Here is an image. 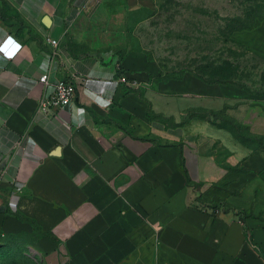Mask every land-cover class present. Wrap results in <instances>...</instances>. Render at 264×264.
Wrapping results in <instances>:
<instances>
[{
    "label": "crops",
    "instance_id": "0c3cea01",
    "mask_svg": "<svg viewBox=\"0 0 264 264\" xmlns=\"http://www.w3.org/2000/svg\"><path fill=\"white\" fill-rule=\"evenodd\" d=\"M154 1L0 0V264H264V152L203 117L264 139V98L124 49Z\"/></svg>",
    "mask_w": 264,
    "mask_h": 264
},
{
    "label": "rangeland",
    "instance_id": "374dc122",
    "mask_svg": "<svg viewBox=\"0 0 264 264\" xmlns=\"http://www.w3.org/2000/svg\"><path fill=\"white\" fill-rule=\"evenodd\" d=\"M263 17L264 0H155L130 16L124 49L145 50L159 62L162 77L190 72L264 98ZM208 117L227 121L221 114Z\"/></svg>",
    "mask_w": 264,
    "mask_h": 264
},
{
    "label": "built area",
    "instance_id": "2783aa9c",
    "mask_svg": "<svg viewBox=\"0 0 264 264\" xmlns=\"http://www.w3.org/2000/svg\"><path fill=\"white\" fill-rule=\"evenodd\" d=\"M46 41L52 47V57H55L57 53L58 43L55 39L46 37ZM118 81L120 83H126L127 79L122 73H120V67H117ZM42 84L47 92L44 93L39 103V113L42 115H48L52 109L69 108L76 97V86L67 81H59L53 78L48 73L42 74L38 81Z\"/></svg>",
    "mask_w": 264,
    "mask_h": 264
},
{
    "label": "trees",
    "instance_id": "16d2710c",
    "mask_svg": "<svg viewBox=\"0 0 264 264\" xmlns=\"http://www.w3.org/2000/svg\"><path fill=\"white\" fill-rule=\"evenodd\" d=\"M264 19L261 18L260 21H262ZM120 73L123 74V72L120 69ZM195 77H198L199 79H201L202 81L209 83V84H223V85H234L237 86L235 83L233 82H229V81H219V80H206L205 78H203V76L199 75V74H193ZM163 76V72H161L160 77ZM239 87V86H237ZM242 88V87H239ZM206 114V115H204ZM203 117H207L208 120L210 121V123L217 125L221 128H224L226 130H228L232 136L241 144L250 147L252 150H259V151H263L264 152V143L262 141H264L263 138L261 137H257L255 135H252L248 129L246 127H243L241 125H239L238 123H236L233 119H230L226 116V120L224 122V124H220L221 122H216L214 121V119L209 118L208 115L212 114V115H224L223 113H204ZM225 116V115H224ZM259 142L262 144L261 148H254L251 146L252 143H256ZM249 236V235H248ZM249 238V237H248ZM250 239V238H249Z\"/></svg>",
    "mask_w": 264,
    "mask_h": 264
}]
</instances>
